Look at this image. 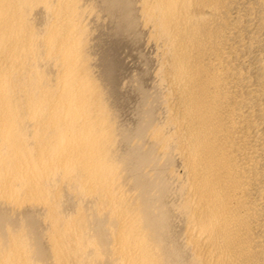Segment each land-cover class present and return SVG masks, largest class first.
Masks as SVG:
<instances>
[{
  "label": "bare ground",
  "instance_id": "bare-ground-1",
  "mask_svg": "<svg viewBox=\"0 0 264 264\" xmlns=\"http://www.w3.org/2000/svg\"><path fill=\"white\" fill-rule=\"evenodd\" d=\"M0 264H264V0H0Z\"/></svg>",
  "mask_w": 264,
  "mask_h": 264
}]
</instances>
